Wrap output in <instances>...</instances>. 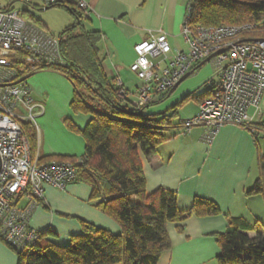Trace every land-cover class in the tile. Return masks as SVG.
<instances>
[{
  "label": "crops",
  "instance_id": "crops-1",
  "mask_svg": "<svg viewBox=\"0 0 264 264\" xmlns=\"http://www.w3.org/2000/svg\"><path fill=\"white\" fill-rule=\"evenodd\" d=\"M191 1L88 0L91 12L83 17L81 24L86 32H98L102 36L99 52L105 75L116 78L127 93L135 97L140 85L130 70L137 60L135 47L164 33L173 51H185L187 46L182 31ZM40 8L37 6L29 13L35 16V10ZM73 20L64 31L74 26L76 19ZM43 27L50 35L44 23ZM200 66L196 65L190 76L204 65ZM30 78L27 84L36 106L33 125L36 156L43 162L78 163L84 155L85 142L79 134L68 129L66 120L82 130L89 118L74 115L70 110L74 97L72 83L53 70L39 71ZM133 79L139 84L138 81L132 83ZM180 86L150 111L161 112L172 106V101L195 93L183 92L176 98ZM250 113L254 114L252 110ZM259 124L258 119H254L253 131L225 125L210 140L202 127L193 128L187 134L182 127H174L155 155L150 158L140 155L148 194L159 189L175 193L182 212L191 209L195 198L213 201L220 209L218 216H193L183 224H168L170 249L160 256L157 264H218L217 237L226 232L232 220L248 222L247 217L254 215L255 196H249L248 192L260 177L258 158L264 153L260 145L264 128ZM90 192L89 186L79 182L70 183L64 190L46 186L43 203L33 213L30 226L39 233L51 232L48 241L58 246L69 245L72 236L82 233L81 222L119 235L120 226L90 203ZM248 223L259 228L258 223ZM6 252L0 243V255L11 259Z\"/></svg>",
  "mask_w": 264,
  "mask_h": 264
},
{
  "label": "trees",
  "instance_id": "trees-1",
  "mask_svg": "<svg viewBox=\"0 0 264 264\" xmlns=\"http://www.w3.org/2000/svg\"><path fill=\"white\" fill-rule=\"evenodd\" d=\"M189 7V25L193 28L250 25L253 29L248 37L264 40V0H192ZM53 8L65 9L76 19L74 26L66 29L59 39L62 63L26 73L30 78L39 71L53 70L72 83L74 97L70 108L74 115L89 118L82 130L66 120L68 129L85 141L80 161L70 162L76 167L75 182L90 187V203L114 220L121 233L114 235L81 222L82 233L72 236L67 246L48 241L51 232L39 233V241L28 253L15 251L18 264H157L160 256L170 249L168 224H183L193 216H218L220 209L213 201L195 198L191 209L182 212L175 193L159 189L148 194L140 155L148 158L155 155L157 148L167 141L164 133L182 127L183 121L174 124L178 105L193 98L199 106L213 96L216 85L205 82L201 94L191 93L158 113L150 109L160 105L168 93L154 103L136 107L134 100L129 101V93L126 98L119 96L122 88L118 80L104 73L98 49L102 36L86 32L81 24L83 17L74 9L65 5ZM22 15L44 30L40 19L26 11ZM72 39L84 41L86 55L82 62L65 50V44ZM259 125L264 128V123ZM22 129L35 156V127L28 122ZM258 164L260 177L248 195L264 198V153L259 155ZM217 242L218 264H264V232L255 225L234 219L226 232L217 237Z\"/></svg>",
  "mask_w": 264,
  "mask_h": 264
},
{
  "label": "built area",
  "instance_id": "built-area-1",
  "mask_svg": "<svg viewBox=\"0 0 264 264\" xmlns=\"http://www.w3.org/2000/svg\"><path fill=\"white\" fill-rule=\"evenodd\" d=\"M33 2L6 0L7 6L0 7V241L24 254L39 241V232L30 221L43 203L46 186L64 190L77 177L71 163H43L33 156L22 129L24 123L35 122L36 106L26 72L62 63L59 39L22 15L37 7ZM39 2L46 9L68 6L85 18L91 12L88 0ZM189 12L188 6L182 31L185 51H173L164 33L135 47L137 60L130 70L140 85L134 105L163 99L196 65L207 62L219 81L208 80L216 85L213 96L198 106L195 117L182 122L183 133L202 127L210 140L225 125L253 131L254 119L264 123V40L248 37L250 25L193 28ZM118 85L122 88L119 96L126 98V90Z\"/></svg>",
  "mask_w": 264,
  "mask_h": 264
},
{
  "label": "rangeland",
  "instance_id": "rangeland-1",
  "mask_svg": "<svg viewBox=\"0 0 264 264\" xmlns=\"http://www.w3.org/2000/svg\"><path fill=\"white\" fill-rule=\"evenodd\" d=\"M33 4L36 6H41L40 9L35 10L36 18L40 19L45 26L48 28V32L51 36L60 39L61 34L67 26L72 25L74 20V16L70 14L67 10H63L60 8H53L49 10H45L46 8L41 5L39 0H34ZM7 6L6 0H0V7L5 8ZM17 8L23 9L22 5H17ZM185 47V46H184ZM98 49H101V43L98 44ZM65 50L69 52L72 56H75L82 62L85 59L86 48L84 47L83 39H72L65 44ZM31 78H28L27 83L29 84ZM208 80H213L218 82L219 79L216 75V70L213 65L210 63L204 65L197 73L190 76L186 81L182 83L179 90L177 91V97H180L183 92H194L195 95H199L204 91L202 85ZM138 80L133 79L131 82H136ZM139 84V81H138ZM135 97L130 95L129 101L134 100ZM181 99H176L172 101V106L178 104ZM171 105H169L170 107ZM262 110L264 111V99L262 103ZM168 107V106H167ZM71 110V108H70ZM198 111V103L193 100V98L182 102L181 105H178L176 108V116L174 117V124H178L180 121L188 120L193 118ZM72 112V110H71ZM35 126V124H33ZM173 133L172 130L165 132V136L169 137ZM82 138V136H81ZM264 138V137H263ZM83 139V138H82ZM85 142V141H84ZM260 145L264 147V139H260ZM36 155V154H35ZM252 208H254V215L252 217H247V221L255 224L258 223L259 229L264 232V200L261 196H255ZM1 245L7 251V255L10 256L11 259L7 260L4 254L0 255V264H16L17 253L6 243L0 241Z\"/></svg>",
  "mask_w": 264,
  "mask_h": 264
},
{
  "label": "water",
  "instance_id": "water-1",
  "mask_svg": "<svg viewBox=\"0 0 264 264\" xmlns=\"http://www.w3.org/2000/svg\"><path fill=\"white\" fill-rule=\"evenodd\" d=\"M50 8H47V9H45V10H49ZM207 62H205V63H202L201 64V66L200 67H202L203 65H205ZM191 74H188V75H186L183 79H182V81L174 88V89H177L179 86H180V84L181 83H183L186 79H188V77L190 76Z\"/></svg>",
  "mask_w": 264,
  "mask_h": 264
}]
</instances>
